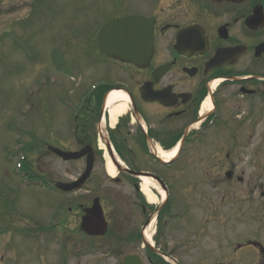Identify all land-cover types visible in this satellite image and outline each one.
I'll return each mask as SVG.
<instances>
[{
    "label": "flooded vegetation",
    "instance_id": "af4514ba",
    "mask_svg": "<svg viewBox=\"0 0 264 264\" xmlns=\"http://www.w3.org/2000/svg\"><path fill=\"white\" fill-rule=\"evenodd\" d=\"M140 12L153 22L152 43L144 63L117 62L115 83L129 98L124 117L108 130L103 100L89 103L74 119L76 147L64 148L101 155L105 120L125 168L105 181L128 191L99 199L104 224L93 217L97 197L86 189L96 185L95 165L43 221L3 218L10 227L0 252L9 247L12 264H264V232L236 227L235 215L244 207L254 221L264 217L255 179L264 171V0H144ZM115 83L102 87V99ZM74 163L72 181L85 159ZM137 174L158 188L153 202ZM0 264L11 263L0 254Z\"/></svg>",
    "mask_w": 264,
    "mask_h": 264
},
{
    "label": "rangeland",
    "instance_id": "374dc122",
    "mask_svg": "<svg viewBox=\"0 0 264 264\" xmlns=\"http://www.w3.org/2000/svg\"><path fill=\"white\" fill-rule=\"evenodd\" d=\"M142 4L144 0H0V215L15 210L43 221L57 197L45 185L25 188L21 177L15 176V163L27 144L32 143L23 162L28 170H39L41 179L76 177L77 164L62 163L42 144L66 146L73 129L69 113L78 103L80 107L88 103L90 88L106 76V66H113L101 59L93 43L98 27L111 18L140 12ZM18 147L22 149L17 157L8 161ZM99 161L93 177L96 185L86 190L108 204L107 196L122 197L128 187L106 182L110 178ZM255 179L262 185L258 191L264 192V171H258ZM235 215L240 224L236 227L264 232V217L254 221L249 208L242 207ZM8 231L9 227H0V240ZM10 250L6 247L0 254L12 264Z\"/></svg>",
    "mask_w": 264,
    "mask_h": 264
},
{
    "label": "water",
    "instance_id": "95a60500",
    "mask_svg": "<svg viewBox=\"0 0 264 264\" xmlns=\"http://www.w3.org/2000/svg\"><path fill=\"white\" fill-rule=\"evenodd\" d=\"M150 39V22L142 17H128L113 20L105 24L97 34V46L100 52L108 57H116L122 61L136 62L146 57L150 46ZM52 151L65 160L77 158L81 154L63 153L55 149ZM118 169L121 170L119 167ZM86 174L85 177L87 176ZM85 177L83 176L82 180ZM81 183L82 181L79 184L66 186L58 184L57 187L64 191H71ZM91 212L97 217L96 219L102 221L101 212L96 202Z\"/></svg>",
    "mask_w": 264,
    "mask_h": 264
},
{
    "label": "bare ground",
    "instance_id": "6f19581e",
    "mask_svg": "<svg viewBox=\"0 0 264 264\" xmlns=\"http://www.w3.org/2000/svg\"><path fill=\"white\" fill-rule=\"evenodd\" d=\"M106 110L108 114V122L109 126L113 128L118 120L123 117L127 110V103H128V97L125 93L113 90L111 91L107 98H106ZM101 150L104 151V147L100 145ZM173 156V153L170 154H163L161 157L164 158H171ZM103 160H104V167L106 170V173L108 176L112 179L117 178V171L116 167L114 166L112 160L108 157V155L104 152L103 154ZM144 175V174H142ZM141 192L143 195H145L147 198H149L150 202L154 201V197L151 193L152 189H157L156 185L150 181L147 178H141Z\"/></svg>",
    "mask_w": 264,
    "mask_h": 264
}]
</instances>
